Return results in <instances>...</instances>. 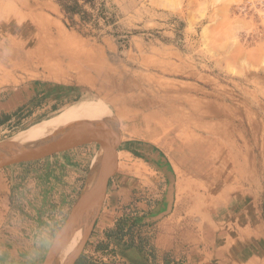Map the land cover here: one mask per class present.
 <instances>
[{
  "label": "rangeland",
  "instance_id": "rangeland-1",
  "mask_svg": "<svg viewBox=\"0 0 264 264\" xmlns=\"http://www.w3.org/2000/svg\"><path fill=\"white\" fill-rule=\"evenodd\" d=\"M22 3L61 26L77 46L60 62L55 57L0 72V144L68 107L77 113L106 109L117 127L118 150L131 153L132 174L143 176L142 189L126 197L127 207L135 200L144 208L136 204L124 229L150 264L157 261L150 245L154 223H144L159 205L172 232L203 237L205 230L219 229L226 235L207 244L206 251L221 247L219 257L184 248L169 254L167 264H264V0H106L114 21H100V29L68 28L52 0H0V51L16 43L3 9ZM65 58L71 61L63 66ZM97 152L89 144L0 170L7 178L18 176L14 189L22 203L14 222L23 219L24 236L50 213L71 212ZM101 205L90 213L99 214ZM140 211L147 214L139 217ZM4 236L0 240H8ZM98 244L92 241L80 257L125 264L115 257L124 244L93 253Z\"/></svg>",
  "mask_w": 264,
  "mask_h": 264
},
{
  "label": "crops",
  "instance_id": "crops-1",
  "mask_svg": "<svg viewBox=\"0 0 264 264\" xmlns=\"http://www.w3.org/2000/svg\"><path fill=\"white\" fill-rule=\"evenodd\" d=\"M47 92H49V90ZM57 94H59V91ZM119 154L121 158H124V161L117 162L115 160V165L113 166L112 164V167L110 168L111 172L106 182L105 195L103 197L99 213V216L102 219H105L106 215H111L115 214V212H119V210H121L122 208L126 211L127 205L129 203V199L127 200L128 196L126 197V195H128L131 190L139 191L138 189H142L143 187L141 186V184H144L143 176L141 174L140 178H137L138 176L136 177V175L132 174V172L135 171V168L134 166H132V162L128 161L129 158H127L132 156L131 153L127 152L126 150H121ZM94 161L95 160H93V164ZM17 177L18 176H16V174H12L10 178H7L4 174L0 173V235L4 236L3 234L6 233L7 235H5L4 237L8 239L0 240V243L11 244L13 247L15 245L17 248H19L25 245L26 236H24V234L13 236V233H15L17 230V227H15L16 223L14 222V215L15 212H18L20 208L19 204L22 203L19 199L21 195L20 192H18V189L17 191H15L14 189V185L18 181ZM50 186V184L47 187L43 186V190L46 188H51ZM22 200L24 199L22 198ZM137 205L142 209L144 208V202H140ZM159 206L160 207L156 211L150 212V216L152 217L151 221L146 219L145 223L143 222L146 225L149 223L151 224V222L154 223L152 230H155V233L153 232V237L150 240V245L153 255L157 257V261H155L156 264H167L165 259L167 258V256H169V254L179 255L184 248L188 249L189 251H193L194 253H196V255L208 254L213 258L219 257L220 254H222V251L219 250L221 249V247L216 248V250L213 249V252L206 251L208 250L207 244L221 242L226 238V235L221 236L218 234L220 232L219 229H207L203 232V237L202 234H199L196 231H191L190 233L180 232L179 234H177L174 231L172 232L171 230H169L170 228H168L167 226L163 225L162 220L166 216L167 211L165 212L164 210L166 209L162 210L161 205ZM146 214L147 213L144 214V212L141 211L138 213L139 217ZM112 225V221L102 223V226L98 225V228L96 227L91 237H89L90 239L85 245L86 249L89 248L92 241L95 240V243L100 244L94 247L93 253L99 252V250L103 248H108L111 251L113 243H116V241L110 240L108 238L104 239L102 236L100 237L99 233H101L102 230L106 227L111 228ZM25 227H23L22 229H24ZM125 231L126 230L123 229L124 233ZM228 236L229 235H227V237ZM14 238L17 241H15ZM101 240H103V242H101ZM19 241H21V245L23 246L19 245ZM118 241L119 242H117V244H124L125 248L115 256L116 259H118L117 261H122L125 264H150L147 255L142 251L139 244H135L134 238H132L129 233H125L122 239ZM200 243L205 246L201 250H199ZM195 247L198 248V250H192V248ZM86 249L84 250V252H86ZM106 252L107 250H105V253ZM93 253L91 255H94ZM186 254L188 255L189 253L187 252ZM108 257L114 259L113 256L108 255ZM162 259L165 261H162Z\"/></svg>",
  "mask_w": 264,
  "mask_h": 264
},
{
  "label": "bare ground",
  "instance_id": "bare-ground-1",
  "mask_svg": "<svg viewBox=\"0 0 264 264\" xmlns=\"http://www.w3.org/2000/svg\"><path fill=\"white\" fill-rule=\"evenodd\" d=\"M12 6L13 5L8 6L7 9L3 10L7 18H9L8 20L12 21L10 26L12 30L10 31L12 34H15L16 43L11 45L13 51L11 56L7 58L0 56L1 73L8 72L7 74H10L11 71L26 70L28 67H34L36 64H41L42 61H47L55 57H59V62L62 61V56L71 57V52L69 50L72 46H77V43L61 26L47 19L43 14L34 15L28 5H23L22 3L19 7L15 6L14 8V6ZM68 60L71 61L70 58H68ZM68 60L65 58L64 63L60 64L65 66ZM69 66H71V64H69ZM7 69L11 71H7ZM69 109H71V107H68L58 117L46 122V125L42 123L35 127V130H27L28 132L26 131L27 133L23 134L19 133V135L10 140L8 144L26 145L54 141L60 136L69 133L71 128L78 129L80 126L91 128L95 125L104 126L100 120L108 118L110 114V112L103 108H95L87 112L79 111L78 113ZM106 143V140H102L101 146H104ZM110 163V155L98 150L93 164V172L95 171L93 176L94 182H92L93 190L89 196V203L86 202L85 204L87 206L84 207L87 212H91L93 206L96 204L100 205L103 200L104 195H102V199L97 202V199L100 197L99 195L102 194L106 188Z\"/></svg>",
  "mask_w": 264,
  "mask_h": 264
},
{
  "label": "water",
  "instance_id": "water-1",
  "mask_svg": "<svg viewBox=\"0 0 264 264\" xmlns=\"http://www.w3.org/2000/svg\"><path fill=\"white\" fill-rule=\"evenodd\" d=\"M104 128H88L87 126H80L77 128H71L69 133L60 136L58 139L50 142H39L26 145H14L8 143L0 144V170L19 164L40 161L48 159L75 149L87 146L89 144H95L98 150L106 152L110 157L115 159L117 162L124 161V158L120 157L119 154V139L118 131L115 123L110 119H101ZM116 136H115V133ZM117 131V132H116ZM106 140L107 143L101 146V141ZM93 166H91L86 183L82 188L79 196L69 213V222L75 223V225L82 229L83 243L81 245L84 249L86 243L93 234L95 228L102 223L112 221V227L115 228L118 225L125 226L132 217L133 212L136 210V201L134 206L131 205L127 207V210L122 212L119 216L113 219L101 218L99 214H92L87 212L84 207L89 200L91 191L93 190L92 182H94V172ZM106 187V186H105ZM105 194V189L100 194L97 202L102 199V195ZM133 207V208H132ZM132 208V209H131ZM104 226V225H103ZM98 228V227H97ZM81 234L78 233L79 237ZM82 253V252H81ZM81 253L73 257L72 264H76L77 260L80 258ZM58 263V262H57ZM45 264H53V256L49 255L45 261ZM208 264V263H207Z\"/></svg>",
  "mask_w": 264,
  "mask_h": 264
},
{
  "label": "clouds",
  "instance_id": "clouds-1",
  "mask_svg": "<svg viewBox=\"0 0 264 264\" xmlns=\"http://www.w3.org/2000/svg\"><path fill=\"white\" fill-rule=\"evenodd\" d=\"M12 54L10 48L0 51V56L5 58ZM16 225L17 231L13 236L23 235V219L17 218ZM78 233L81 234L79 237ZM82 243V229L69 222V213L58 209L27 230L26 243L22 248L0 243V264H45L49 255L53 256V264H72L73 257L83 251Z\"/></svg>",
  "mask_w": 264,
  "mask_h": 264
},
{
  "label": "trees",
  "instance_id": "trees-1",
  "mask_svg": "<svg viewBox=\"0 0 264 264\" xmlns=\"http://www.w3.org/2000/svg\"><path fill=\"white\" fill-rule=\"evenodd\" d=\"M57 5L60 13L63 16V23L68 27L82 28L83 25H91L95 29L99 28V22L104 25L113 23L114 15L109 13L106 7V0H52ZM79 28V29H80ZM5 120H1L3 123ZM128 225V223L126 224ZM124 226L118 225L107 233V238L119 242L122 239ZM76 264H96L84 256H81Z\"/></svg>",
  "mask_w": 264,
  "mask_h": 264
}]
</instances>
